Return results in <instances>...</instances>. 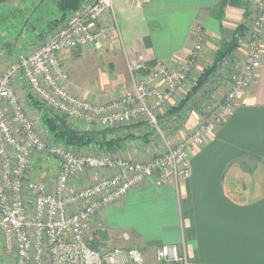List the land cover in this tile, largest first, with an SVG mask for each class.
Returning a JSON list of instances; mask_svg holds the SVG:
<instances>
[{
	"label": "built area",
	"instance_id": "2783aa9c",
	"mask_svg": "<svg viewBox=\"0 0 264 264\" xmlns=\"http://www.w3.org/2000/svg\"><path fill=\"white\" fill-rule=\"evenodd\" d=\"M118 32L114 0H88L39 48L20 53L0 72V235L13 254V264H192L176 245L157 248L149 262L137 249L94 248L93 237L110 238L101 215L132 191L150 183L179 184L192 177L193 154L234 114L259 76L264 58V0L253 3L242 55H229L221 63L220 87L198 93L200 103L194 99L173 116L180 120L196 111L199 120L177 143L170 142L160 116L176 97L188 93L184 91L190 80L196 85L203 74L200 63L207 41L203 26H194L193 48L185 59L161 62L156 68H148L143 60L131 61V89L96 103L75 89L63 58L74 50L98 46ZM22 86L51 118L64 117L73 126L119 129L147 121L165 151L148 162L118 152L76 154L38 133L19 93ZM43 156L59 164L52 182L32 173L34 158ZM89 173L98 179L75 187V181Z\"/></svg>",
	"mask_w": 264,
	"mask_h": 264
},
{
	"label": "crops",
	"instance_id": "0c3cea01",
	"mask_svg": "<svg viewBox=\"0 0 264 264\" xmlns=\"http://www.w3.org/2000/svg\"><path fill=\"white\" fill-rule=\"evenodd\" d=\"M254 2L114 0L118 34L66 57L74 56L76 69L71 71V80L75 89L96 103L122 96L132 87L129 62L143 60L148 68L161 62L178 63L193 48L195 25L203 26L209 49H222L239 38L235 53L242 55ZM242 26L245 29L238 34ZM89 62L92 72L86 71L82 78L81 70L89 68ZM194 84V79L190 80L184 92L189 93ZM187 94L176 97L160 116L171 143L186 137L199 124L193 107L190 115L173 119L181 111L176 106ZM115 136H131L118 154L136 162H148L165 151L147 121L115 129ZM84 150L99 154L97 148ZM41 160L34 158L32 169L44 171ZM54 161L58 171L59 164ZM191 162V178L164 187L147 184L107 208L101 219L110 239L104 237L101 242L111 250H140L149 262L157 248L176 245L192 264H264V58L252 89L242 96L217 134L193 154ZM97 179V174L89 173L74 185L80 187ZM118 229L124 234L115 238Z\"/></svg>",
	"mask_w": 264,
	"mask_h": 264
},
{
	"label": "rangeland",
	"instance_id": "374dc122",
	"mask_svg": "<svg viewBox=\"0 0 264 264\" xmlns=\"http://www.w3.org/2000/svg\"><path fill=\"white\" fill-rule=\"evenodd\" d=\"M41 0H12V1H7V2H1L0 1V72H3L7 70V68L15 61L16 57L26 51H32L33 49L39 48L47 39H49L54 33L63 26L67 20L64 23L52 27V29H48V33L45 34L43 38H40V36L37 35V33H43L47 30V20H46V15L47 16H52L53 14H59V12L55 9L53 3L54 0H47L45 1V6L40 3ZM40 4V6H39ZM39 6V7H38ZM37 9V10H36ZM50 13V14H48ZM56 18H58L55 15ZM70 17V16H69ZM54 17H52L53 19ZM39 29L33 30V27H36ZM207 36V35H206ZM209 41L207 37L206 45H205V51L203 52L201 56L202 60V68L205 70L207 67H210L213 65L214 61L216 60L217 54L224 49L218 48H213L211 46V49H209ZM218 45L217 47H219ZM67 53L63 60L64 64L68 70V73L70 75V78L72 79L71 76V71L75 70V61L72 59L74 56H71V58L68 56L66 59ZM233 55V54H231ZM233 58H238V55L234 53ZM68 61H66V60ZM234 59H231L233 61ZM100 61V59H99ZM93 63H96L95 61ZM68 64V65H67ZM89 68H86V70L83 68L81 70L82 72V78L86 75V71L92 72L91 69V62L87 65ZM220 65L216 71L209 76L206 84L202 89L199 90V93L202 95L204 94V90L209 92L210 89L212 91H216L220 87L221 81L217 79L219 71L223 70V68ZM128 68V66H127ZM202 75H200L199 79L201 78ZM73 81V80H72ZM196 86V85H194ZM20 95L22 96V100L26 99L25 103L26 105V110L29 114V116L32 118L34 121V124L38 130V133L42 136L45 137L46 139L51 138L47 132L44 126L41 123L40 119V114L39 112L34 109L31 104L28 102V92L25 87H20L19 90ZM198 97V99H197ZM195 97V101L201 102V99L199 98V95ZM197 105V104H196ZM194 104V108L196 106ZM83 129H92L93 127H82ZM101 129V128H99ZM73 150L76 152V154H93L91 151H85L84 149H75ZM98 153L94 155H101V151L99 150ZM103 154V153H102ZM42 163H44L45 170L41 171L39 168L32 169V172L34 173L33 175L36 176L39 180H45L52 182L53 179L55 178L57 174L56 168V163L54 161L55 158L50 157V156H43L41 158ZM56 160V159H55ZM57 161V160H56ZM52 169L50 172L49 170ZM59 170V169H58ZM50 173V175H48ZM117 234H119L121 237L124 234L121 229H118L114 237L117 238ZM128 235H132V232H127ZM118 235V236H119ZM113 237V238H114ZM101 238H104L103 236L100 237V239H97L96 236L93 237V242L96 241L97 244L100 247H108V245H105L104 243L101 242ZM112 238V237H111ZM112 238V239H113ZM110 239V238H109ZM116 245V244H115ZM114 246V244H113ZM14 259H13V254L9 251L4 239L0 235V264H13Z\"/></svg>",
	"mask_w": 264,
	"mask_h": 264
},
{
	"label": "trees",
	"instance_id": "16d2710c",
	"mask_svg": "<svg viewBox=\"0 0 264 264\" xmlns=\"http://www.w3.org/2000/svg\"><path fill=\"white\" fill-rule=\"evenodd\" d=\"M1 2H9L12 0H0ZM47 0H41V5L45 4ZM88 0H54V7L59 12V14H55L58 18L55 17L53 14L52 16L46 15L47 20V30L43 33H37L39 30L36 27H33L35 33H37L40 38H43L46 33H48V29H52V27H56L62 23H64L69 16L73 15L77 11L81 9V7L87 2ZM40 6V4H39ZM38 6V7H39ZM45 6V5H44ZM37 10V9H36ZM50 14V13H48ZM52 17H54L52 19ZM245 27L238 28V34H241V31L244 30ZM239 36V35H238ZM239 38H235L233 42L226 44L224 49L221 50L216 57L213 65L207 67L198 80L196 86H194L190 92L187 94L184 101H182L176 109L183 110L187 107L194 98L198 95L199 90L204 87L206 84L209 76H211L216 69L221 65L223 60L231 55L234 54L238 48ZM28 102L31 106L36 109L40 114L41 123L46 129L47 134L53 139V141L61 146L66 148H75V149H90V148H97L100 151L112 152L116 153L119 152L122 148V143L125 140L131 139V136H128L124 139L115 136V129H106L101 127H93L92 129H86L79 126H73L68 123V120L64 117H57L51 118L47 109L38 101H36L30 94L28 95ZM90 128V127H89ZM101 128V129H99ZM92 246L94 248H98L99 245L97 242H92Z\"/></svg>",
	"mask_w": 264,
	"mask_h": 264
}]
</instances>
